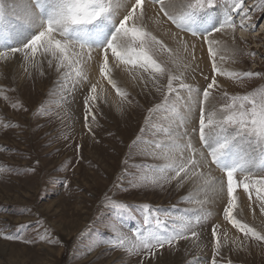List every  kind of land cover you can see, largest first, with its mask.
I'll list each match as a JSON object with an SVG mask.
<instances>
[{"label":"rangeland","instance_id":"374dc122","mask_svg":"<svg viewBox=\"0 0 264 264\" xmlns=\"http://www.w3.org/2000/svg\"><path fill=\"white\" fill-rule=\"evenodd\" d=\"M28 2L0 0L5 6L2 26L11 33L9 47H22L36 34L21 20ZM194 3L183 0L180 14ZM253 3L244 0L243 10L247 9L251 19L245 17L242 22L249 35L232 39L233 47L216 54L219 68L239 76L213 73L212 57L207 54L206 58L202 46L192 47V39L200 45L204 42L199 35L193 37L168 19L156 29L146 24L148 31L172 49L171 56L159 53L154 58L192 89L180 90L178 101L176 93L169 94L167 110L149 112L162 103L167 92V76L156 74L154 82L151 69L110 59L111 79L127 94L122 97L101 77L98 62L85 67L87 79L69 77L62 81V72L54 65L49 68L47 59L38 57V67L25 65L20 53L0 60V167L4 168L0 172V264H212L214 226H218L222 245L215 256L218 264H264V241L245 237L225 220V202L206 193L203 181L193 179L178 186L175 180L153 184L145 179L158 175L159 169L170 163L191 157L192 150L184 147L189 142L199 159L204 151L199 141V104L212 75L219 87L212 90L205 108L206 112L216 111L217 119L218 109L230 102L225 93L231 97L264 90V10L251 9ZM231 5L234 0H217L216 7L198 19L205 20L218 7ZM233 19L237 23L232 32L235 37L241 18L237 15ZM173 58L179 66L171 62ZM247 72L259 75L244 77ZM93 84L96 92L91 94L97 99L91 103L95 121L89 115V131L84 98L90 95ZM178 86L179 81H174L173 87ZM173 141L181 147L176 148ZM238 150L241 155L248 154L249 165L246 173H237V179L264 177L260 149L253 151L241 143ZM209 168L211 176L226 180L215 164L209 163ZM198 171L208 175L207 169H190L189 176ZM164 175L170 178L175 173L166 169ZM236 195V219L264 235V213L255 191L249 200L241 185ZM110 201L130 207L117 212ZM145 204L153 209L152 217L165 221L157 229L162 235L179 228L174 219L190 222L197 237L186 232L187 238L156 249L154 255L129 252L130 243L114 247L118 234L134 243L135 233L156 227L154 221L143 223L141 206Z\"/></svg>","mask_w":264,"mask_h":264},{"label":"snow or ice","instance_id":"6c2138e0","mask_svg":"<svg viewBox=\"0 0 264 264\" xmlns=\"http://www.w3.org/2000/svg\"><path fill=\"white\" fill-rule=\"evenodd\" d=\"M152 5H158V13H162L169 21L176 24L182 30L191 32L193 37L197 35L203 38L208 45V54L212 57L211 68L213 73L220 75L239 76L237 73H225L216 64V42L210 37L213 33H219L224 29L235 31L237 23L232 15H229L222 23H214L209 16L205 20L198 19L201 14H206L216 7L217 0H195L194 4H188L179 15L170 13V7L166 0H151ZM236 10L244 9V0H234ZM252 8L264 10V0L256 3L254 0ZM24 12L21 20L23 24L36 34L31 35L22 47H9L10 31L4 28L5 6L0 3V60H6L22 54L25 65L38 67L40 60L47 59L49 68L55 66V70L60 73L61 80L67 81L69 77L74 80L87 79L84 69L93 62H98L101 77L108 80V83L116 89L119 95L127 94L111 79L110 59L123 64L132 65L139 69L153 70L152 79L155 82L157 75L167 76V92L161 104L156 105L149 112L157 110H167L169 94L176 93V100L180 99L178 93L182 89L191 91V86L182 82L180 75H173L172 72L163 67L154 58L159 53L172 55V49L167 48L162 41L158 40L152 32L147 30L146 20L148 19L147 0H29L23 6ZM244 17L251 19L247 11ZM243 17L240 27L243 28ZM187 51V44L183 45ZM194 48L195 45H192ZM95 54V55H94ZM40 58L38 60L37 58ZM173 64L179 66L178 61L173 58ZM63 70V71H62ZM258 73H243L244 77H252ZM208 79V78H206ZM211 82L207 83L202 90L203 101L199 104V141L204 151L199 153V159L195 158V150L189 142L184 147L192 150L193 155L187 159H182L180 163H170L165 168L159 169V174L145 178L155 184L159 180H175L178 186H183L185 181L203 180V188L211 192L214 197L221 198L225 202L223 216L236 228L256 241H264V235L258 233L254 228L241 223L236 219L234 210L238 206V196L236 190L242 185L245 192L255 191L256 200L259 202L260 211L264 213V177L252 179L244 176L237 179V173L244 174L248 171L249 158L241 155L237 149L241 143H247L255 151L258 147L264 154V90L245 95L225 97L230 100L218 109L217 112H206L205 102L210 97L213 89H218L219 85L215 75L211 76ZM174 81H179L178 88L173 87ZM157 87V91H159ZM90 95L84 98L85 126L91 131V124L88 122L89 115L95 116L91 111V103L97 99L96 85L93 84L89 90ZM15 106V105H14ZM187 133H185L186 135ZM176 148L181 146L173 141ZM210 157V162H209ZM209 163L222 170L226 174L216 178L211 176ZM171 170L175 173L170 178L164 175L165 171ZM190 169H207L208 175L204 171H198L189 176ZM4 168L0 167V172ZM183 174V175H182ZM110 207L117 212L127 211L130 206L123 202L110 201ZM141 210L145 212L143 223L150 225L152 221L155 228L149 227L143 234L135 233V242L123 234L116 236L114 247H124L130 243L131 247L126 249L129 252L144 251L146 255H154L156 249H162L165 245H172L174 241L187 238L186 232H191L192 237H197L195 231H191L190 222L183 220L176 221L179 228L167 235H162L158 228L165 224L159 217H152L153 209L150 205H142ZM151 217V219H150ZM217 227L212 229L214 239V258L212 264H218L215 256L220 254L222 247L220 238L217 235ZM12 238V237H9ZM228 264H231L228 261Z\"/></svg>","mask_w":264,"mask_h":264},{"label":"bare ground","instance_id":"6f19581e","mask_svg":"<svg viewBox=\"0 0 264 264\" xmlns=\"http://www.w3.org/2000/svg\"><path fill=\"white\" fill-rule=\"evenodd\" d=\"M182 2H183V0H170V5L171 6L168 7L167 10L170 13H172V14L179 15L180 14L179 6L182 4ZM147 3H148V19L146 20V24L147 25H151V26H153L156 29V28H158V24H160V25L162 24L163 25V23L168 22L166 20L167 18L165 16H163L162 13H158V7H159L158 5H155V6L152 5L151 0H148ZM167 3H169V0H166V4ZM232 8H234V10ZM235 10L236 9H235L234 5H231L230 7L225 6L224 8L218 7V9H215V11L210 13V17H211L212 21L213 22H217V24L222 23L223 20L226 19L229 15H232L233 18H236L237 15H239V17L240 18L243 17V20H244V18H245L244 14H243L244 10H236L238 12V14H237V12ZM246 28H247L246 25H244L243 28H241L240 25H239L238 26V33H237V36H235V37L233 36V33H232L233 30H231V29H224L223 31L219 32V36L218 37H216V34H213L210 37V39H212V40H214L216 42V44L214 45V51H216V54H220L221 51L224 50L225 48L226 49L227 48H231V46L233 45L232 44L233 42L231 41L232 39H234V40H236L238 38L239 39H245L249 35L248 34L249 32L247 31ZM198 37L202 38L201 36H198ZM192 41H194L196 48H198V47L201 48L200 46H202L203 52L205 53V56L207 58V54H208V49H207L208 45H207V43L206 42H202V44L200 45L199 43L195 42V39L194 40L192 39ZM191 44L193 45V43H191ZM230 44H232V45H230ZM216 61H218L217 57H216ZM219 61H220V59H219ZM116 76H118V74ZM238 152L241 154V150H238ZM244 155L248 156V154H244ZM253 165H255V163L251 164V167ZM200 181H203V180H200ZM215 199H217V197H215Z\"/></svg>","mask_w":264,"mask_h":264}]
</instances>
